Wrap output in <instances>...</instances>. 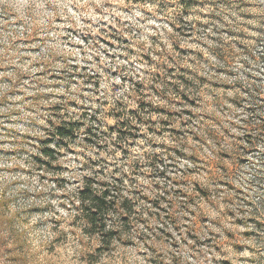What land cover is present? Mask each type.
Wrapping results in <instances>:
<instances>
[{"label":"rangeland","instance_id":"rangeland-1","mask_svg":"<svg viewBox=\"0 0 264 264\" xmlns=\"http://www.w3.org/2000/svg\"><path fill=\"white\" fill-rule=\"evenodd\" d=\"M263 12L264 0H0V264H264V202L248 212L264 116L256 147L244 143L256 131L226 122L243 91L264 99ZM156 61L167 88L139 93L148 114L121 129L127 141L70 146L59 164L39 166L40 106L62 95L70 112L101 104L114 138L121 108L138 105L109 96ZM91 169L135 195L109 243L70 204Z\"/></svg>","mask_w":264,"mask_h":264},{"label":"trees","instance_id":"trees-1","mask_svg":"<svg viewBox=\"0 0 264 264\" xmlns=\"http://www.w3.org/2000/svg\"><path fill=\"white\" fill-rule=\"evenodd\" d=\"M264 26V12L262 15ZM205 28V27H204ZM264 28V27H263ZM30 29L24 28L25 32H21L25 36L26 40L30 39ZM264 33V29H263ZM150 53V52H149ZM147 53V55L149 54ZM145 55L139 56V60L146 65L152 66L148 61L149 57ZM46 58V57H45ZM162 58V57H161ZM164 60V58H162ZM149 62V63H148ZM154 72H146L145 69H137L129 72V85H127L128 91L121 92L122 94L113 95V97L107 95L108 93H102L101 97L113 100L116 105L118 101H127L132 99L133 103L138 106L131 108L124 106L121 108L123 113H118L116 118V125L120 128L115 133L114 138L105 136L104 128L101 124L100 118H97L98 107L95 105V109L89 112L92 107V101L89 104L84 103L77 107L76 111L70 112L66 104L70 102L62 95L59 96L58 101L56 97L54 101L49 102L47 105L40 106V114H37V120H42L43 124L38 132L42 133V137H38L37 154L35 158L39 162L41 168H47L53 163L59 164V157L61 152L70 146H80L82 148L99 149L102 146H112L115 143H121L128 140V135L125 130L121 129L127 126H131L132 123H136L140 114H148L147 106L149 101H138L140 98L139 93L144 95V98L152 95L151 89L154 86L165 90V80L161 78L163 69L158 61L153 64ZM151 68V67H150ZM18 76V73H17ZM158 77V79H155ZM62 78V77H61ZM124 77L121 79L123 80ZM13 81V79L11 78ZM125 84V83H124ZM97 94L98 91H96ZM245 93V103L241 107L240 112L235 114H227L226 118L230 117L227 124L231 122H241L247 131H256V135L252 138L246 139L244 143L251 147H256L259 140L255 136L260 134L262 125L260 123V116H264V99L255 97V90L243 91ZM47 96L52 97L54 93H46ZM39 96L41 94L38 93ZM56 96V95H55ZM131 96V97H130ZM36 99V98H35ZM147 100V99H146ZM263 103H260L262 102ZM75 102V100L73 101ZM139 102V103H137ZM68 105V104H67ZM119 112V111H117ZM188 114V113H187ZM236 120V121H233ZM237 123V124H238ZM234 127H237L238 125ZM114 140V141H112ZM255 157V162L250 164L256 165L252 167V173L248 178V184L256 190L259 194L258 199L255 200L253 207L249 212L250 215L257 214V204L264 202V151ZM251 156V155H250ZM253 157V156H252ZM57 166V165H55ZM93 172V173H92ZM89 174V173H88ZM91 175H82L80 183L74 189L71 190L70 204L74 208L75 215L79 216V220L83 222V227L86 228L90 235H96L100 242L109 243L116 238V227L123 226L125 220H127L131 213L134 212L135 195L129 193V195L117 188V178H114L112 174H108L103 170L91 169ZM92 177H95L94 179ZM122 180V179H121ZM119 181L120 183L122 181ZM200 192L207 196L205 191L200 189Z\"/></svg>","mask_w":264,"mask_h":264},{"label":"clouds","instance_id":"clouds-1","mask_svg":"<svg viewBox=\"0 0 264 264\" xmlns=\"http://www.w3.org/2000/svg\"><path fill=\"white\" fill-rule=\"evenodd\" d=\"M255 255V254H254ZM260 255H264V253H260Z\"/></svg>","mask_w":264,"mask_h":264}]
</instances>
